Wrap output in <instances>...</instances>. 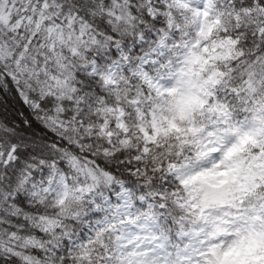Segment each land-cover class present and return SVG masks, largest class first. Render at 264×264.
I'll list each match as a JSON object with an SVG mask.
<instances>
[{
    "label": "snow or ice",
    "instance_id": "6c2138e0",
    "mask_svg": "<svg viewBox=\"0 0 264 264\" xmlns=\"http://www.w3.org/2000/svg\"><path fill=\"white\" fill-rule=\"evenodd\" d=\"M0 264H264V0H0Z\"/></svg>",
    "mask_w": 264,
    "mask_h": 264
}]
</instances>
